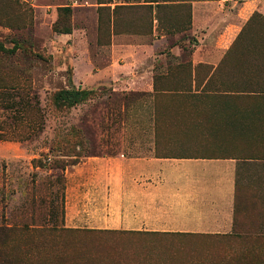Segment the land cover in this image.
<instances>
[{"label":"rangeland","instance_id":"374dc122","mask_svg":"<svg viewBox=\"0 0 264 264\" xmlns=\"http://www.w3.org/2000/svg\"><path fill=\"white\" fill-rule=\"evenodd\" d=\"M76 1L80 5L87 0ZM134 8L117 10V31L136 29L139 20L149 21L145 12L138 14ZM107 9L109 12L100 13L95 32L99 48H95L89 9L75 7L69 14L57 10L52 21L47 15L50 12L34 9L28 2L0 0V43L4 46L0 50V133L5 137L0 140V228L7 235L3 243L9 258L14 264H264V160L238 170L235 232L231 235H152L91 229L94 207L110 205L88 203L86 198L83 204L72 202L78 211L87 210L81 213L85 216L81 226L66 227L71 221L66 218L67 196L86 194L88 187L82 184L91 178H118L116 168L107 174L98 165L85 164L88 158H134L140 148H151L153 141L160 155H215L203 129L208 118H220L225 103L247 111L263 106L255 99L200 91L209 70L206 65L194 69L199 92L194 94L151 98L139 92L112 91L113 87L106 85L89 88L88 63L97 69L109 62L108 20L112 11ZM162 11L167 22L178 21L179 15L167 6ZM253 20L237 48L233 49V41L217 65L226 73L253 69L252 56L264 55V20L257 16ZM55 22L58 27L70 25V34L83 28L85 43L77 41L78 35L69 38L60 36L68 34L55 33ZM179 45L181 58L171 57L165 49L166 56L154 63L153 78L171 72L157 80L158 88L183 89L189 82L191 52L197 44L189 41ZM221 81L216 78L214 83ZM71 88L95 93L73 107L57 108L52 94ZM158 110L165 118L176 115L179 119L169 120V128L163 126L155 135ZM260 116L259 136L264 134V109ZM255 149L264 156L263 143ZM131 177H135L134 172ZM75 179L81 180L80 184Z\"/></svg>","mask_w":264,"mask_h":264},{"label":"crops","instance_id":"0c3cea01","mask_svg":"<svg viewBox=\"0 0 264 264\" xmlns=\"http://www.w3.org/2000/svg\"><path fill=\"white\" fill-rule=\"evenodd\" d=\"M22 1L28 2L34 9L50 12L47 15L52 21L59 8L89 9L93 15L95 48H99L95 33L100 22L99 9L110 8L112 11L119 5L127 10L135 7L138 14L145 12L149 21L139 20L136 29L111 34L109 62L97 69L88 63L87 85L89 88L106 85L113 87L112 91L139 92L151 98L154 96L153 69L157 59L169 52L171 57L178 60L183 54L179 44L193 41L197 44L191 52L193 74L194 67L199 64L214 69L250 17L254 13L264 16V0H170L164 3L162 0H142L118 4L87 0L80 5L76 0ZM160 5L176 12L178 21L169 19L170 22H167ZM75 35H78L77 41L82 43L86 39L83 28L79 31L75 29L73 34L60 36L72 38ZM195 89L193 83L192 90ZM254 162L205 156L159 158L155 156L154 141L151 148H140L139 155L134 158L124 155L90 157L85 164L98 165L100 171L107 174H112L116 168L118 178H91L88 184H82L88 187L86 194L75 193L72 195L74 198L67 196L66 218L71 221L66 227L81 226L85 218L81 213L87 210L78 211L72 202L83 204L86 198L88 203L110 205L94 207L91 229L152 235H231L235 232L238 170ZM133 172L134 178L131 177ZM80 181L75 179L79 184Z\"/></svg>","mask_w":264,"mask_h":264},{"label":"trees","instance_id":"16d2710c","mask_svg":"<svg viewBox=\"0 0 264 264\" xmlns=\"http://www.w3.org/2000/svg\"><path fill=\"white\" fill-rule=\"evenodd\" d=\"M170 0H162V2H168ZM159 7L164 8L165 5H160ZM121 6H115L111 12V18L108 20V24L110 25L112 33H119L116 30L115 23V15L118 9H121ZM190 8V6H189ZM71 9L69 7L59 8L58 12H63L65 14H69ZM101 12H109L107 8L99 9V17ZM60 15V14H59ZM260 17L264 20V16H261L257 13H254L247 23L243 26L237 37L233 42V49L237 48V42L240 40L242 35L246 34V29L252 25L254 21V17ZM253 20V21H252ZM112 22V24H111ZM108 25V26H109ZM190 25V19H189ZM53 31L58 34H70L71 28L70 25L67 27H58V24L55 22L53 24ZM99 42V38H98ZM0 50H4V46L0 43ZM251 65L254 66L253 69H243L240 72H227L221 70L220 66H217L213 69L212 66L206 65L209 70L208 73L203 77L202 88L200 91L206 92V95L217 94L221 97L234 96L237 99H255L261 101L263 106L258 107L256 110L247 111L246 108L240 107L234 108L231 106H227L226 103L222 107L220 113V118L210 117L206 122L207 125H204V133L207 138V143L210 145V151L217 153L211 156H205L207 158H232L237 160H251V161H259L264 160V156L262 154H258V151L254 148H258L262 143L264 144V134H256L259 132L258 128L262 121L261 112L264 109V55L259 56L255 54L251 58ZM192 65L190 64V67ZM204 66V64H199L196 67ZM195 68V67H194ZM171 73V72H170ZM167 74L165 76H159L153 78V90L154 96L161 94H187V93H199L198 90H192L193 83L195 84V88L198 87L197 83V72L194 70L189 71L188 80L186 86L183 89L179 88H158L157 80L164 79L171 74ZM173 77L176 76V73H172ZM219 78L221 83H214V80ZM201 83V84H202ZM210 87L217 88L218 90L212 91L208 90ZM94 91H85V90H77L74 88L71 89H62L55 91L51 96L52 103L57 107H73L83 101L89 99L90 96L94 95ZM17 109V108H16ZM172 118H165L160 114V111L155 112L154 117V126H155V135L156 132H161L165 128H169L170 123L169 120L179 119L176 115H172ZM177 118V119H176ZM254 120V122H252ZM258 122V123H257ZM175 124V123H173ZM256 124V125H255ZM217 125L219 128L214 127ZM158 129V130H156ZM262 132V131H261ZM5 139L4 134L0 133V140ZM255 151V152H254ZM260 153V152H259ZM155 156L159 158H167L170 156L160 155L157 153L155 148ZM5 230L0 228V264H14V261L9 258L8 252L5 249L3 241L6 238ZM136 234H141L139 232H134Z\"/></svg>","mask_w":264,"mask_h":264}]
</instances>
